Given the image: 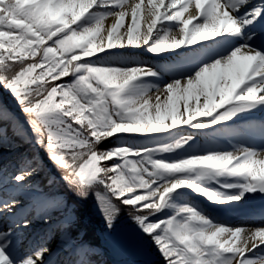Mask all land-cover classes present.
Returning <instances> with one entry per match:
<instances>
[{
    "label": "rangeland",
    "instance_id": "rangeland-1",
    "mask_svg": "<svg viewBox=\"0 0 264 264\" xmlns=\"http://www.w3.org/2000/svg\"><path fill=\"white\" fill-rule=\"evenodd\" d=\"M178 1L85 0L80 7H75L72 0H25L30 6L28 12L34 6L38 10L39 7L44 8L46 15L67 23L66 28L73 31L78 37L76 39L81 38L88 50L94 51V56L86 62L103 69L113 82L112 91L105 97L110 116L114 115L112 104L116 97L120 103L134 110L142 122L147 121L143 137L132 143L127 140L125 144H134L130 147L134 155L130 159L137 166L140 177L147 184L156 178L151 185L153 191L157 192L154 202L159 205L168 195H174L171 215L175 214V227L179 235L194 230L197 233L194 241L197 248H201V243L208 242L210 252L207 259L215 264H264V236H258L257 240V236L243 238L247 232L264 230L263 225H256L258 222L251 220V224L248 221V214L255 213L256 208L264 210V168L256 162V158L264 154V124L257 120L264 115V95L256 89V82H248L242 76L241 70L246 67L244 63L247 59L242 60L245 57L239 54L241 50L256 54V49L239 45L238 40L242 36L225 38L211 46L200 45L203 34L197 32L192 36L190 29L184 26L176 40L161 33L170 27L161 26L159 33L141 36L136 46L128 43L126 46L129 50L120 44L122 40L135 35L136 27L143 18L149 16L153 21L156 18L160 20ZM207 1L210 0H197L193 7ZM224 1L202 8L201 12L204 11L209 20L200 23L197 29L210 27V15L216 10L240 9L239 0ZM110 6L118 9L109 13L106 9ZM190 9L182 6L176 13L180 16L177 20L182 19ZM127 14L133 16L124 21ZM109 19L115 22L111 29L105 30L101 25ZM6 31L14 33L12 27L5 28L3 32ZM116 33L120 34L118 38L115 37ZM67 34L63 33L54 43L64 55L71 50L68 46L64 50ZM185 42L187 46L184 48L188 50L178 52V44L181 43L182 47ZM223 53H228L226 60H233L228 68L220 66L219 59L210 61L211 57ZM261 58L256 54L254 61L264 63ZM195 80H200L198 88H190L189 81ZM185 95L190 101H195L198 109V117L188 122L180 110V106L187 107L183 99ZM189 114L187 112V116ZM236 116L251 119L219 127L222 119ZM172 120L179 122L171 131L158 133L154 130L147 133L150 126ZM207 128L212 130L206 131ZM6 133L7 130H0V151L15 150L17 155L0 162V213L5 212V203L14 201L22 208L33 209L34 215L42 217L38 222L49 226L44 233L33 230L28 244L15 250L12 245L22 238L15 241L17 236L13 235L22 231L20 227L24 226L25 219H19L20 223L14 222L13 226L9 224L12 227L10 230L0 232V264H11L24 255L39 264H93L81 261L78 247L67 242L69 237L64 227L49 212L44 199L35 195V189L43 178V168L36 161L38 159L45 164L40 155L37 156L35 143L24 145L12 140ZM251 133H254V137ZM248 136L258 141H250ZM188 159H192L196 165L191 174L181 177L191 182L189 188L165 192L163 186L170 178L164 173L155 172L157 170L152 162L171 163ZM89 168L92 167L87 165L84 171L90 172ZM17 182L23 183V186L11 190V185ZM207 191L213 195L210 200L201 196ZM236 198L245 200L248 208L242 210L237 203H231ZM54 233L58 234V238L52 247L60 253L53 260L50 257L44 259L42 257L47 250L42 252L38 249ZM252 242L256 244L250 246Z\"/></svg>",
    "mask_w": 264,
    "mask_h": 264
},
{
    "label": "trees",
    "instance_id": "trees-1",
    "mask_svg": "<svg viewBox=\"0 0 264 264\" xmlns=\"http://www.w3.org/2000/svg\"><path fill=\"white\" fill-rule=\"evenodd\" d=\"M29 8L25 0H0V129L24 145L35 143L45 163L36 161L43 178L35 195L61 222L81 261L215 264L207 259L208 242L197 248L194 230L177 232L174 195L157 205L156 178L147 184L130 159L134 144L125 142L141 139L147 121L116 97L110 116L105 97L113 82L86 62L94 51L67 23ZM9 27L14 33L3 32ZM63 33L68 55L54 46ZM152 166L172 179L196 165L188 159Z\"/></svg>",
    "mask_w": 264,
    "mask_h": 264
},
{
    "label": "bare ground",
    "instance_id": "bare-ground-1",
    "mask_svg": "<svg viewBox=\"0 0 264 264\" xmlns=\"http://www.w3.org/2000/svg\"><path fill=\"white\" fill-rule=\"evenodd\" d=\"M124 1L126 2L127 0H124ZM196 1L197 0H190V1L179 0L174 5H171L172 6L170 7L171 9H169V11H167L165 15L163 16V18L160 20L156 18L153 21V18H149V16L148 17L146 16L145 19L143 18V20H141L140 22L141 24H139V26L136 27L137 28L136 32L133 29V31L135 32V35L129 36L127 40H122L120 44L128 48L129 50V47L126 46L128 43H131L132 47L136 46L141 36H147L151 33H159L161 30L159 31L158 28L161 26L166 27V28L170 27L169 30L163 29L161 33H163L164 35H166L168 38L172 40H176V37L178 36V34L182 32L183 26L184 28L188 27L190 29V33L192 34V36L195 33L200 32L203 34V37L200 39V43H199L200 45L206 44V45L211 46V45H215L216 43L225 40V38H236L235 36H240V37L242 36L243 38H239L238 44L239 45L243 44L251 48H254L256 46L255 39L261 36L264 37V0H239L238 4L240 6V9L216 10L210 15V27H203V28L201 27L200 29H197L200 27V23H202L205 20L206 21L209 20V19L207 20V17L209 16H207V14H205L204 11L201 12L203 10L202 8H205V5L213 4L214 6L216 2L218 1L221 3L225 1L224 0H210V1H207L206 3L201 2L198 4V6L193 7L196 4ZM83 2H85V0H72V3L75 4V7L76 6L80 7ZM182 6L189 7L192 9H190L182 17V19L177 20L180 16H177L176 13L181 9ZM117 9H118L117 7L110 6V7H107L106 11L107 12L109 11V13H113ZM171 15H175L176 17L173 18L174 16L172 17ZM132 16L133 14H127L124 16L123 19L124 21H127L128 18ZM112 20L113 19L107 20L106 22H104V25H101V27H103V29L105 30L111 29V26L115 22ZM237 22H240V24L237 25ZM178 26L180 29L178 28ZM119 36H120L119 33L115 34L116 38H118ZM246 37H247V40H244V38ZM188 41L189 40H187L186 42ZM186 42L184 43L182 47H180L181 43L178 44L176 50H179L178 52L187 51L188 49L184 48L187 46ZM194 47H196V45ZM239 54L245 57L242 60L247 59V61L244 63V64H247L246 67L243 70H241L242 76L246 77L248 82H256V89L259 90V92L264 95V63H259V62L256 63V61H254V56L256 58V54L248 52L247 50H241L239 51ZM223 55L224 53L218 56H213L210 58V61L213 62L214 60L219 59L221 61L219 63L220 66H222L223 68H228L229 65L233 62V60L232 58H230L229 60H226L228 53H225L224 57H222ZM218 57H222V58H218ZM224 82L225 81L223 80V83ZM189 83H190L189 84L190 88H192V86H194V88H198L200 84V80L189 81ZM244 87L246 86L244 85ZM191 95H194V93ZM183 99L186 100L184 102H186L187 107L185 109L183 106H180V110L182 113L181 115L184 114L185 120L187 122L190 120H193L194 118H197L198 109H197L195 101H190L187 95H185V98ZM187 112H190L189 116H187ZM249 119L251 118L242 119L241 117L238 120H232L225 124L228 125L231 123H239V122L241 123ZM257 120L261 121V123L263 122L262 124H264V115L262 116L261 119L257 118ZM177 122L175 120H172L166 124L150 126L147 130V133L148 134L152 133L154 132V130H157L158 133H167L176 126ZM210 130H212V128L206 129V131H210ZM15 155H17V152H15V150H5L4 149L0 151V162L6 161L7 159ZM256 162L258 163L259 167L264 168V154L261 155L259 158H256ZM26 181L28 182V178L26 179ZM190 185H191V182L188 181L187 179L179 178V179H174V180L169 181L163 187H164L165 192H169V191H176V190H186L189 188ZM21 186H23V183L17 182L15 184L13 183V185H11L10 188L11 190H16V189H20ZM201 196L205 200H210L212 199L213 195L210 194V191H207V192H204ZM231 203L233 204L237 203L242 208V210H244L246 206L248 205L245 202V200L239 199V198H236V200L232 199ZM224 206L226 208L228 207L226 205ZM230 206L231 205H229V207ZM3 207H5L6 209L4 213H0V223H1L0 232H5V231L10 230L12 228L10 227L11 224H12L11 226L14 225V222L15 224H19L20 223L19 219H25L24 226L20 227L22 231H18L13 235V236H17L15 241L22 238L21 241L16 242L15 244L12 245L15 248V250L17 249L20 250L26 245V243L28 244V242L30 241V238L33 237V236H30V233L33 230L39 233H44L45 231L48 230L49 225L38 222L42 219V217L34 215L33 209L30 210L28 208H22L20 205L14 203V201L10 203H5ZM250 236H257L256 238L257 240L258 236H264V230L261 229V230L247 232L244 234L243 238L246 239L247 237H250ZM57 238H58V234L56 233L46 238L44 246L38 249V251H42V252H44L45 249L47 250L46 254H44L42 258L46 259L50 257L52 258L51 260H53L56 258L55 255L57 256V253H60L59 250H55V248L52 247V245L55 244V241ZM254 244L256 243L252 242L250 246H253ZM29 259H31L30 256L24 255V256L19 257L16 261L11 262V264H39Z\"/></svg>",
    "mask_w": 264,
    "mask_h": 264
}]
</instances>
